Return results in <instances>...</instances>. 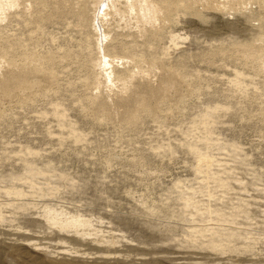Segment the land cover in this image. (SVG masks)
I'll list each match as a JSON object with an SVG mask.
<instances>
[{"label":"rangeland","instance_id":"374dc122","mask_svg":"<svg viewBox=\"0 0 264 264\" xmlns=\"http://www.w3.org/2000/svg\"><path fill=\"white\" fill-rule=\"evenodd\" d=\"M0 264H264V0H0Z\"/></svg>","mask_w":264,"mask_h":264}]
</instances>
